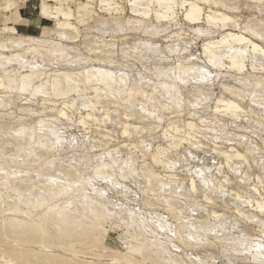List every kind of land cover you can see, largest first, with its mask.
Here are the masks:
<instances>
[{"label": "clouds", "instance_id": "obj_1", "mask_svg": "<svg viewBox=\"0 0 264 264\" xmlns=\"http://www.w3.org/2000/svg\"><path fill=\"white\" fill-rule=\"evenodd\" d=\"M67 2L57 0L60 7L47 11L55 20L42 33L0 40V70L19 64L34 72L50 71L56 79L52 91L43 85L34 88L29 93L33 99L55 95L65 108L76 111L80 105L107 112L106 105H113L117 117L123 110L126 119L146 126L138 130L136 143L126 153L123 145L101 141L91 147L99 154L89 156V138L84 135L50 140L51 148L59 151L64 144L79 147V139L84 157L71 183L68 178L53 180L44 172L58 157L44 162L35 173L32 191L18 197L16 210L32 217L38 209L59 202L49 233L53 246L70 253V258L45 264H235L228 254L240 250L251 257L248 264H264V48L238 47L248 41L211 27L187 26L185 31L186 26L177 23L180 31L170 35L171 24L133 28L131 21L118 18L99 20L84 29V44L68 48L64 42L79 37L67 32L72 16L65 10ZM152 2L134 4V9L143 6L141 14L148 15ZM155 2L163 9L158 18L175 20L177 9L188 0ZM207 2L241 22L227 27L239 26L264 41V19L256 28L242 23L245 11L253 8L264 17V0ZM7 7L11 0H0V11ZM92 15L88 12L89 18ZM132 32L141 35L132 37ZM92 33L97 36L89 39ZM8 49L17 54L4 56ZM38 58H51L50 68L36 63ZM61 78L68 85L63 92L57 90ZM189 84L195 86L191 92L186 91ZM217 87L234 98L228 109L222 107ZM59 123L58 117L41 120L39 131L47 125L56 137ZM3 216L0 194V264H32L6 250L11 241L4 233L8 222ZM77 216L93 235L95 244L88 250L73 238L77 226L72 221ZM108 233L117 234L122 253L104 247Z\"/></svg>", "mask_w": 264, "mask_h": 264}, {"label": "bare ground", "instance_id": "obj_2", "mask_svg": "<svg viewBox=\"0 0 264 264\" xmlns=\"http://www.w3.org/2000/svg\"><path fill=\"white\" fill-rule=\"evenodd\" d=\"M50 1H52V0H42V2H41V5H40V13H39V15H40V17L41 18H43V19H55V17H53V16H49V15H47V11L49 10V9H55V8H58V7H53V6H51L50 4H49V2ZM99 1H101V4H105V5H107V6H110L111 4H112V2H113V0H99ZM75 4L77 3V1H75L74 2ZM128 5H129V7H130V9H131V11L133 12V14H136V15H138V16H143V17H149L150 16V14H148V15H142L141 13H143L144 11H145V8L143 7V6H140V7H136L135 9H134V4H140V5H144V4H147L148 3V0H128ZM89 4V3H88ZM87 3H85V4H82V3H80V2H78L77 3V9H78V12H79V14L80 15H78L79 17H81V19H80V21L78 22V23H83L86 19H90L89 18V16H88V12H91L90 10H92L91 8H92V5H88ZM202 4H210V6H211V8H209V10H208V12H205V9H204V7L202 6ZM91 6V8L89 9V7ZM193 6H194V8L195 9H198L199 10V12H198V15H197V13H196V11L194 10V8H193ZM209 6V5H208ZM11 7H12V5H11ZM11 7H7L6 8V10H9V9H11ZM60 7V6H59ZM66 7H69V6H66ZM71 8V7H70ZM70 8H65V10L66 11H71V13H72V16H71V18L70 19H72L73 18V12H72V10L70 9ZM183 10V9H182ZM184 13H183V15H184V19L183 20H185V21H187L189 24H191V25H195V27H196V25H199V26H202V27H205V28H208V27H211L212 29H213V31H215V32H219V33H222V34H231L232 36H236V37H242L245 41H248V44H246V45H238V47H241V48H244V47H251V46H256V47H258V48H262V46H260L258 43H256V42H254L251 38H249V37H247L245 34H247L248 32H242L241 31V28L239 27V26H237V27H235V28H231V27H227L226 25H231V24H233V23H237L234 19H232L230 16H228L227 14H225L224 12H222L223 10H225V9H223V8H220L217 4H215V3H209V2H207V0H191V1H188L186 4H185V7H184ZM94 11V10H93ZM92 11V12H93ZM151 11H154V15H155V20L157 21V22H169L170 20L169 19H165V18H158V16H157V13H160V15H161V17L163 16V9H161L160 8V5H159V3H157V2H155V0H153V2H152V8H151ZM150 11V12H151ZM91 12V13H92ZM132 12H131V14H132ZM183 12V11H182ZM181 13V12H180ZM182 14V13H181ZM189 14H192L194 17H197V18H195V19H193V20H189V19H186V17L189 15ZM218 14V15H217ZM61 18H63V20L65 19V17L62 15V16H60ZM77 17V16H76ZM211 17V22H210V20H209V18ZM224 17H227V19L225 20V19H223ZM9 18V17H8ZM7 18V22L9 21L10 22V20H12V19H8ZM75 18V17H74ZM73 18V19H74ZM70 19L68 20V24H69V27L67 28V30H70V29H73L74 27L72 26V24L70 23ZM76 19V18H75ZM147 19V18H146ZM63 20H61V21H63ZM77 20V19H76ZM169 20V21H168ZM172 21V20H171ZM249 21V20H248ZM253 21V20H252ZM135 22V21H134ZM137 23H141V20L140 21H136ZM173 23V22H172ZM175 23V22H174ZM178 23V22H177ZM244 23H246V22H244ZM255 23V22H254ZM253 23V24H254ZM257 23V22H256ZM138 24V25H139ZM168 24V23H167ZM238 24V23H237ZM6 25H7V23H6ZM190 25V26H191ZM39 26V25H38ZM140 26V25H139ZM219 26V27H218ZM250 26V25H249ZM159 27V26H158ZM163 27H167V26H163ZM40 28V27H39ZM161 28V27H160ZM8 30H10V31H8ZM179 30V29H178ZM237 30H239L240 32L238 33L237 32ZM176 33V32H175ZM17 34V31H16V29L14 28V27H10L9 25H7L6 27H4L3 29H0V40H2V41H7L8 39H10L12 36H14V35H16ZM252 37V36H251ZM216 39H219V37H216ZM9 50V49H8ZM13 51H15V50H12L11 52L13 53ZM18 51V50H17ZM16 52V51H15ZM11 53V54H12ZM4 55H6V54H4ZM14 55H15V53H14ZM258 55V54H257ZM11 56H13V55H11ZM203 57V56H202ZM49 59V58H48ZM204 59H207L206 57H204ZM46 60V59H45ZM46 62H47V60H46ZM16 66V65H15ZM14 67V66H13ZM30 69V68H29ZM6 70H8V69H6ZM5 70V71H6ZM27 70V69H26ZM42 70V69H41ZM230 70H233V69H230ZM33 71V70H32ZM42 71H44V70H42ZM16 72H18V71H16ZM29 72H31V71H29ZM12 73L11 71H9L8 73L7 72H4V73H2V72H0V79H2L3 80V87H0V90L2 91V90H4V91H7V92H11V91H13L14 89H17L18 88V90H16V91H19L20 89H24L23 91H21L20 90V92L22 93H24V92H27L28 91V88L31 86V84H30V86L28 87L27 86V81L26 80H24V79H20L19 81H22V82H20L21 84H20V86L19 87H17V88H15L16 86H17V84L15 85L14 83H12V82H7L6 81V78L8 79V78H10V79H13V74L14 73H12V75H10V74ZM19 73V72H18ZM32 73V72H31ZM38 73V77L40 78V76H41V74L42 73H40V75H39V72H37ZM44 73V72H43ZM21 74V73H20ZM33 74V75H32ZM31 75L32 76H34L35 75V77H36V79H39V78H37V76H36V73L35 72H33ZM16 74H14V76H15ZM30 74H27V75H24V76H28V77H32L31 75L29 76ZM50 75V74H49ZM12 77V78H11ZM22 77V76H21ZM20 77V78H21ZM42 77H44L43 75H42ZM41 77V78H42ZM46 77V76H45ZM15 78H16V76H15ZM51 78H53V77H51ZM10 79H8V81L10 80ZM33 80V79H32ZM55 81H54V83L52 84L51 82H50V84H51V88L53 87V85L54 84H56V79H54ZM30 81V80H29ZM34 81H36V80H34ZM33 81V82H34ZM42 81V80H41ZM50 81V80H49ZM29 84V83H28ZM41 84V83H40ZM46 84V83H45ZM48 85H50L49 83H47ZM46 84V87H44V90L45 91H48V92H51L52 90H50V88L49 89H47L48 87V85ZM33 85V84H32ZM38 85V84H37ZM37 85H35V88L37 87ZM44 85V84H43ZM39 86H42V85H39ZM28 87V88H27ZM68 87V85L64 82V80H63V78H61L60 79V81H59V83H58V85H57V90L59 91V92H63L66 88ZM31 88V87H30ZM29 88V89H30ZM37 88H39V87H37ZM32 89V88H31ZM187 89V88H186ZM16 91L14 90L13 92H15L16 93ZM31 91V90H30ZM30 91H28V93H30ZM188 91V90H187ZM225 93V92H224ZM11 94V93H10ZM18 94V93H17ZM20 94V93H19ZM93 94V93H92ZM6 95V94H5ZM16 95V94H15ZM3 96V95H2ZM7 96H8V94H7ZM12 96H13V94L11 95V96H9L8 98H9V100H8V98L6 97V96H4L5 97V101H0V107L2 108H5V107H7V108H10V106L9 105H11V104H15V106L16 107H14V109H16V110H18L19 111V113L21 112H26V114H27V116L26 117H29L28 115H30V117H33L32 116V114L34 113H38V114H41V115H39V120H40V122H41V120H44V119H46L45 118V116H42L43 115V113H49V114H51V113H53L54 115H56V117H58L60 120H62V125L63 126H65V127H68L69 125H70V123H71V121H72V117H74L75 116V114L76 113H78V116H80V120H78V122H79V124H82L83 126H85V125H87V124H89L88 122H90V123H93L95 126H97V127H101V126H103V124L106 126L107 124H109V126H111V125H115V128H117L116 126L118 125V127H120V125H126L127 127L126 128H124V127H122L121 129V134L123 135V136H127V135H131V134H133V132H136L137 130H139V129H141V128H143V127H140L139 126V124H141L140 122L138 123V122H136V120H128V119H126V117L124 116V114L122 113V117L124 118V120H125V122L123 121V118H122V120H120V119H118V117L115 115V111L117 112L118 110L117 109H114L115 111L112 113V108L111 109H109V106L107 107V105H106V107L109 109V110H111V115L109 114V112L107 111V112H105V114H101V113H99V112H101V111H99V109H96L95 111H90L89 109H86V108H82V107H80V105L78 106L77 105V107L80 109L79 111H76V110H74L73 109V112H72V114L74 115V116H71V114L69 115V113L68 112H71L72 110H70V109H68V108H65V106L63 105V104H59V102L57 103L56 101V103L57 104H59V105H57V104H55V102L52 104V106L50 105V101L52 100V98L54 97V95H53V97L50 99V101L48 100L49 98L47 97V98H45V99H43L42 97H44V96H40L41 97V99H43L42 101H40L41 103L39 104V101H38V104H39V106H37V107H39V109L37 108V109H30L29 111H26V110H24V111H21V110H23V108H22V106H21V104H19L18 103V101L16 100H14V101H12L13 99H16L15 97L17 96H13L14 98L11 100V98H12ZM23 96V95H22ZM222 96H225V95H222ZM0 97H1V95H0ZM18 98H19V96H17ZM219 97V96H218ZM7 98V99H6ZM31 98H33L32 96H31ZM230 98V97H229ZM229 98H226V97H223V104H222V107L223 108H225V109H228L229 107H230V103H235L234 101H232V99L230 100ZM1 100H3L2 99V97L0 98ZM20 99H22V97L20 98ZM19 99V100H20ZM35 99H36V97H35ZM35 99H33V100H35ZM58 99V98H57ZM7 100V101H6ZM30 100H32V99H30ZM30 100H24V101H22V102H24V104H25V102H26V104H27V101L28 102H31ZM56 100V99H55ZM47 101V102H46ZM35 102V101H34ZM31 103H33V102H31ZM30 103V104H31ZM23 104V103H22ZM29 104V105H30ZM35 104V103H34ZM34 104H33V106H34ZM37 104V103H36ZM37 104V105H38ZM9 106V107H8ZM12 106V105H11ZM47 106H50V107H47ZM57 106H59L60 108H58ZM28 106H26L25 108L26 109H29L30 108V106H29V108H27ZM35 108H36V106H34ZM12 108H13V106H12ZM6 109V108H5ZM16 110L14 111V113H18V112H16ZM69 110V111H68ZM10 111V110H9ZM13 111V110H12ZM12 111H10V113L12 112ZM68 111V112H67ZM120 111V110H119ZM3 112V111H2ZM5 112H7V111H5ZM103 112V111H102ZM122 112V111H121ZM75 113V114H74ZM104 113V112H103ZM22 115V114H21ZM36 115V114H35ZM52 115V114H51ZM51 115H49L50 117H51ZM114 116V118H111L110 116ZM121 115V114H120ZM4 116V115H3ZM17 116V115H16ZM115 116L117 117V118H115ZM6 118H7V115L5 116ZM18 117V116H17ZM21 117V116H20ZM24 116H22V118H23ZM29 117V118H30ZM37 117H38V115H37ZM37 117H36V119H37ZM53 117H55V116H53ZM6 118H4V119H6ZM34 118V117H33ZM48 118V117H47ZM119 118H121V117H119ZM31 119V118H30ZM36 119H33V120H36ZM49 119H51V118H48L47 120H49ZM118 119V120H117ZM75 120V119H74ZM115 120V121H114ZM2 121V120H1ZM17 121H19V122H21L20 121V119L18 120L17 119ZM31 121V123H32V125H33V122L34 121H32V119L31 120H29V122ZM121 121H123V122H121ZM139 121V120H138ZM25 121H23V123H24ZM36 122V121H35ZM34 122V123H35ZM75 122V121H74ZM77 122V123H78ZM2 123V122H1ZM0 123V124H1ZM13 123V122H12ZM11 123V124H12ZM16 121H15V123H13V124H15L16 125ZM30 123V124H31ZM21 124V123H20ZM20 124H17L18 126V130L17 131H14L13 133H10V135H11V139H10V137H8L9 139H10V141H7V142H9V144L7 143L6 144V141H2V139L0 140L1 141V143L3 142H5V144H6V148L5 149H8V148H11V150L13 151L12 152V154L14 153V151L16 152V155L18 156V154H17V151L18 152H20V148H21V146H23L22 145V143L24 144V145H26V142H27V144H28V142H31L32 141V139H33V137H34V139H35V136H34V134H37L38 136H39V143H40V146L42 145L43 147L42 148H33L32 147V145L33 144H31V143H29V145L30 146H28V148L27 147H22V148H24V151L23 150H21V152H24L23 154H22V156H19L18 158H24V156H25V158H27L28 160H30V161H36V157H40V160L39 161H37V163L36 164H38L39 162H41V159H48V157H46L47 155H45V154H47L46 152L48 151L49 152V150H47L46 152L44 151L46 148L47 149H51V151H52V148H51V145H50V140L51 139H56V138H59V139H62L63 140V136H64V134H66V133H64V130H62V127H60L59 128V126L57 127L56 126V129H55V131L57 132V134H58V136H56V137H53L52 136V133L51 132H49L48 130H47V125L45 126V128H46V130L44 131V132H40L39 131V125H40V123L38 124H36V125H38L36 128H35V125H34V130L32 129V127L33 126H31V129L32 130H27V131H29L30 133H28V132H26V129H27V127L28 126H26V125H28V124H26V125H20ZM78 124V125H79ZM111 124V125H110ZM20 125V126H19ZM61 125V126H62ZM2 126H4V125H2ZM71 126V125H70ZM74 126V125H73ZM108 126V125H107ZM20 127V128H19ZM112 127V126H111ZM0 128H2L1 127V125H0ZM77 128V127H76ZM98 128V129H99ZM107 128V127H106ZM109 128V127H108ZM113 128V127H112ZM17 129V128H16ZM66 129H68L69 130V128H65V131H68V130H66ZM73 129V128H72ZM111 129V128H110ZM71 130V129H70ZM112 130V129H111ZM125 131L127 132V135H125ZM99 133L101 132V134H103V138H104V136H108L109 135V130H105V131H101V130H99L98 131ZM99 133H97V134H99ZM119 133V132H118ZM68 134V133H67ZM112 134V133H111ZM115 134H117V133H115ZM72 135V134H71ZM114 135V134H113ZM66 136V135H65ZM65 136H64V138H65ZM97 136V135H96ZM99 136V135H98ZM91 136H89V138H90ZM105 137V138H106ZM113 137V136H112ZM111 137V138H112ZM8 138H6L7 140H9ZM96 138V137H95ZM99 138H102L101 136H99ZM36 139H37V137H36ZM67 140V139H66ZM69 140V139H68ZM91 140H94L93 138L91 139ZM90 140V141H91ZM36 141V140H35ZM98 141H101V139L100 140H98V137H97V144H98ZM163 141V140H162ZM94 142V141H93ZM104 142V141H103ZM108 142V141H107ZM136 142V141H135ZM1 143H0V145H1ZM35 143V142H34ZM95 144H96V142H95ZM96 144V145H97ZM3 145V144H2ZM2 145H1V147H2ZM36 145H38V144H36ZM129 145V144H128ZM132 145H134L133 143H132ZM132 145L130 146V147H132ZM4 146V145H3ZM89 146H92V144L90 145V143H89V145H88V148H90ZM94 146V145H93ZM98 146V145H97ZM127 146V145H126ZM38 147V146H37ZM67 147H70L69 145L67 146ZM67 147H65L66 148V150H67ZM27 148V149H26ZM31 148V149H30ZM44 148V149H43ZM63 148V147H62ZM64 148V149H65ZM127 148V147H126ZM2 149H3V147H2ZM69 149V148H68ZM82 149H84L83 147H82ZM0 150H1V148H0ZM4 150V149H3ZM63 150V149H62ZM129 150V149H128ZM55 151V150H54ZM58 152H60V151H58ZM63 152H64V150H63ZM31 153H35V155H32L33 156V159H29V155H31ZM53 153V152H52ZM60 153H62V152H60ZM58 154V153H57ZM63 155H64V153H62ZM10 155V154H9ZM24 155V156H23ZM62 155V156H63ZM11 156V155H10ZM17 156H13V157H15V158H17ZM55 156V155H54ZM60 156V158H63V157H65V155L62 157L61 156V154L59 155L58 154V157ZM67 156V155H66ZM57 157V156H56ZM69 157V156H68ZM68 157H66V158H64V159H68ZM70 157H72V156H70ZM3 158L4 157H1L0 156V166H2V168H3V171L2 172H0V185H2V186H0V188L1 187H3V185L5 186H9L10 187V185L11 186H14V185H12V182H14L13 180H17V178H19L20 176H19V174H21L22 172H19V173H17L18 171H17V169L15 168V164L17 163L16 162V159L14 160V158L11 160V161H4L3 160ZM7 158H11V157H7ZM24 158V160L22 161V163H21V161H20V163L21 164H23V165H26V163H27V160ZM51 158H54V157H50L49 158V160L51 159ZM63 159V160H64ZM21 160V159H20ZM52 160V159H51ZM59 160V159H58ZM57 160V161H58ZM68 160H70V159H68ZM43 161V160H42ZM45 161V160H44ZM65 161V160H64ZM67 161V160H66ZM59 163H60V161H58ZM30 163V162H29ZM33 163H35V162H33ZM44 163V162H43ZM64 163H66V162H64ZM63 163V167H64V165H66V164H64ZM18 164H19V159H18ZM21 164H19V166L21 165ZM35 164V165H36ZM41 164V163H40ZM56 164V163H55ZM12 165H13V167H12ZM31 165L33 166V164L31 163ZM34 165V166H35ZM42 165V167H43V164H41ZM68 165V164H67ZM73 165V164H72ZM76 165H78V164H76ZM75 165V166H76ZM19 166H17V167H19ZM27 166V165H26ZM33 166V167H34ZM39 166V165H38ZM54 166V165H53ZM58 166V165H57ZM71 166V165H70ZM21 167V166H20ZM28 167L29 168H31V166L30 165H28ZM60 167V166H59ZM73 167V166H72ZM77 168H78V166H76ZM22 168H23V166H22ZM27 168V167H26ZM57 168V167H56ZM61 168V167H60ZM75 168V167H74ZM25 169V168H24ZM23 169V170H24ZM33 169V168H32ZM40 170H41V167L39 168ZM47 169V168H46ZM45 169V171H47V170H49V169H47L46 170ZM14 170V172H11V171H13ZM20 170H22V169H20ZM78 171L80 170V169H77ZM76 170V171H77ZM16 171V172H15ZM27 171H29L28 169H27ZM35 171V170H34ZM37 171H38V169H37ZM36 171V172H37ZM44 171V172H45ZM50 171H52V170H50ZM25 173H26V170L24 171ZM24 172L22 173V175L24 174ZM31 172V174H32V172L33 171H30ZM30 172H28V173H30ZM35 172V173H36ZM68 172V171H67ZM11 173H13V174H11ZM14 173H17V174H14ZM47 173V172H46ZM66 173V172H65ZM64 173V169H63V171H55V172H51V174H49L50 175V177H51V179H53V180H63V179H65V178H68V182L69 183H71L72 182V179L75 177V176H73L72 174L71 175H69L68 173H66V174H68V175H66ZM11 174V175H10ZM31 174H24V175H26V176H30ZM21 175V176H22ZM34 175V174H33ZM32 175V176H33ZM75 175V174H74ZM35 176V175H34ZM73 177V178H72ZM29 178H31V176L30 177H28V178H25V179H29ZM19 180H24V177H23V179H22V177H20L19 178ZM31 180H33V178L31 179ZM18 181V180H17ZM33 181H35V180H33ZM23 182V181H22ZM21 182V183H22ZM29 182V181H28ZM27 182V183H28ZM32 182V181H31ZM15 183H17V182H15ZM25 183H26V181H25ZM26 183V184H27ZM29 184V183H28ZM32 184V183H31ZM29 185V187L30 186H33V185ZM17 185H20V184H17ZM21 186H22V184H21ZM26 187V186H25ZM3 188H6V187H3ZM18 187H15V189L14 190H19V189H17ZM27 188V187H26ZM12 189V188H11ZM29 189V188H28ZM28 189L27 190H25V189H23V192H25V191H28ZM31 189H33V188H31ZM25 190V191H24ZM6 191V190H5ZM7 191H13V190H7ZM16 191V192H17ZM20 191V195H18V197H22V196H26V194L24 195V193L23 192H21V190H19ZM4 192V191H3ZM13 192H15V191H13ZM1 194H3V196L4 195H6V194H4V193H2V191L0 192ZM23 193V194H22ZM11 194V193H10ZM13 194V193H12ZM12 194H11V197H13L12 196ZM35 194V193H34ZM7 195H9V193L7 194ZM15 197H16V194H15ZM17 197V198H18ZM63 198L64 197H62L61 198V200H63ZM4 199H5V197H4ZM15 199V198H14ZM65 199V198H64ZM16 200H18V199H16ZM16 200L14 201L15 203H16ZM20 203V202H19ZM59 202H57V204H58ZM57 204H53L50 208L48 207V206H45V207H42V208H40V209H38L37 210V213H36V215L34 216V217H32V216H25L24 214H23V211L21 210V211H17L16 209L15 210H13L14 209V206L15 205H12V204H10V205H12V208H10L9 207V205H8V203H7V205H8V209L7 208H5L4 207V215H6L5 217H3V219L5 220V221H7L8 223H6L5 225H7L8 226V224L9 223H11V226H12V231L13 230H15L16 231V235L15 234H12V235H10L9 233H5L8 237H10V239L12 238L13 240H10L11 241V246L10 247H6V250L8 251V253L10 254V255H15V256H18V257H20L21 259H25V260H28V261H30V262H32V264H45V262L46 261H53V262H55V261H59V260H61V259H69L70 258V253H68V252H65L62 248H60V247H56V246H53V244H52V241H51V236H50V233H49V229L51 228V225L53 224V223H55V221H56V217H57V213H58V211H59V208L57 207ZM16 205H17V203H16ZM72 223H74L77 227H76V229L73 231V238L76 240V241H78V243L79 244H84V242H83V239H79L78 237L80 236H83V237H85V236H87L88 234H92L91 232H90V230H89V228H88V225H87V223L86 222H81L80 221V219H79V217L77 216L73 221H72ZM24 235H28L31 239H29L28 240V242H26V241H24V240H22L21 239V237L22 236H24ZM14 237V238H13ZM18 237V238H17ZM86 238H88V237H86ZM120 242V241H119ZM120 244V246L118 245V248L116 249V250H112V252L113 253H122L123 251H124V249H123V246H122V244H121V242L119 243ZM111 250V249H110ZM241 252L243 251V250H240ZM239 252H237V254H238ZM243 253V255L245 254L244 252H242ZM231 254V253H230ZM228 255V256H231V255ZM241 254V253H240ZM194 255V254H193ZM234 255V254H233ZM239 255V254H238ZM241 256H242V254H241ZM246 256V255H245ZM244 256V257H245ZM248 256V255H247ZM246 256V257H247ZM233 257V256H232ZM232 257H228V258H231V260H232ZM234 257H236V255H234ZM243 257V256H242ZM246 257L244 258L245 260H246ZM234 259V258H233ZM237 259V258H236ZM236 259H234V262H235V260ZM240 259V258H239ZM243 259V261H245ZM248 259V258H247ZM238 262H240V261H238L237 260V263ZM241 262H242V260H241ZM249 261L248 260H246V262H244V263H248ZM226 264V263H225ZM236 264V263H235ZM241 264V263H240Z\"/></svg>", "mask_w": 264, "mask_h": 264}, {"label": "rangeland", "instance_id": "obj_3", "mask_svg": "<svg viewBox=\"0 0 264 264\" xmlns=\"http://www.w3.org/2000/svg\"><path fill=\"white\" fill-rule=\"evenodd\" d=\"M75 1H77V3L78 2H80V3H82V4H85V3H89L88 5H92V8H91V6L89 7V9L91 8L92 10H90L92 13H94V15H92L91 16V18L90 19H86L83 23H78L79 21H78V15H80L79 14V12H78V9H77V3L75 4L74 2ZM188 1H191V0H188ZM41 2H42V0H11V5H12V7H11V9H9V10H6V8L3 10V11H0V29H3L4 27H6L7 25H9L10 27H14L15 29H16V31H17V34L16 35H14V36H20V35H23V34H27V33H31V32H41L42 33V31L45 29V28H47V27H51V26H53V24H54V20L55 19H43V18H41L40 17V15H39V13H40V5H41ZM128 0H113V2H112V4L110 5V6H107V5H103V4H101V1H99V0H68V2L66 3V5H65V8H70L71 10H72V12H73V18L72 19H70V23L72 24V26L74 27L73 29H70V30H67V32H69V33H74V34H76L79 38L78 39H76V40H71V41H66V42H64V44H65V46L66 47H68V48H71V47H73V46H76V45H82V44H84L85 43V32H84V29H91V28H93V27H95L96 25H97V22L99 21V20H101V19H103V20H109V19H111V18H118V19H120L122 22H127V21H131L132 22V24H131V27H133V28H138V27H142V26H144V25H150V26H153V27H161V28H165V27H163V26H169L170 24L173 26V31H172V33H169L170 35L171 34H176V33H178L180 30H178L177 28H175V24H177V22L179 23V24H182V25H184V26H186L185 27V31H187V26H190L191 24H189L187 21H185V20H183L184 19V15H183V13H184V8H183V10L182 9H177V16H176V19L175 20H168L169 22H157L156 20H155V15H154V11H151L150 13V16L149 17H143V16H138V15H136V14H133V12L131 11V9H130V7H129V5H128ZM49 4L51 5V6H53V7H59L60 5L57 3V0H52V1H50L49 2ZM209 5V6H208ZM66 6H69V7H66ZM202 6L204 7V9H205V12H208V10H209V8H211V6H210V4H202ZM183 11V12H182ZM131 12H132V14H131ZM182 14H181V13ZM222 12H224L225 14H227L228 16H230L232 19H234L235 21H236V19H235V17L232 15V14H230V13H228V12H226V10H223ZM77 16V17H76ZM9 17V18H8ZM7 18L8 19H12V20H10V22L8 21H6L7 20ZM147 18V19H146ZM262 19H264V17H261V15H260V13H259V11H257V10H255V8H253L251 11H245V13H244V19H243V21H242V23H244V22H246V23H244V24H248V25H250L249 27H252V28H256L258 25H259V23H260V21L262 20ZM60 20H63V18H61L60 17ZM141 20V23L139 24V23H137L136 21H140ZM249 20V21H248ZM253 20V21H252ZM135 21V22H134ZM173 22V23H172ZM175 22V23H174ZM238 24L239 23H241V22H238V21H236ZM255 22V23H254ZM257 22V23H256ZM6 23H7V25H6ZM254 23V24H253ZM140 26H139V25ZM39 25V26H38ZM192 27H195V25H191ZM199 25H196V27H198ZM40 27V28H39ZM166 27V28H167ZM176 32V33H175ZM237 32L239 33L240 31L239 30H237ZM132 37H136V36H140L141 34L139 33V32H132L131 34H130ZM247 37H249V38H251L254 42H256V43H258L260 46H262V48H264V41H262V40H260V39H258L257 37H251V35H250V33H247V34H245ZM97 36V34L96 33H92L91 34V36L89 37V39H92V38H95ZM217 37H219V36H217ZM156 39H159L158 37L156 38ZM165 43H167V41H165ZM196 47L202 52L203 50L202 49H200V45H199V43L196 45ZM12 50L11 49H9V50H5L4 52H3V55L4 54H6V55H4V56H6V57H11V55H14V53L15 54H17V50H15V51H13V53L11 52ZM12 53V54H11ZM29 59H31V55L28 57ZM202 59H204V57H201ZM47 60V62H46V60ZM44 60H41V59H37V61H36V63H38V64H41V63H43L44 64V66L46 67V68H50V65H49V63H48V60H50L51 58H45ZM16 65V66H15ZM14 66V67H13ZM210 68H211V66H209ZM246 67V70H248V71H250V66H248V65H246L245 66ZM6 69H8V70H6ZM6 69H4V70H0V72H2V73H4V72H9V71H11L12 73H14V74H16L15 76H16V78H15V76H14V74L12 75V73L10 74V75H12L13 76V79H10V78H8V79H10L9 81H8V79L6 78V81L7 82H12V83H16L17 84V86L15 87V88H17V87H19L20 86V82H22V81H19L20 79L22 80L24 77H28V76H24V75H27V74H32L34 71H32L33 69H29V68H26V69H21L20 68V65L19 64H11V65H8L7 66V68ZM6 70V71H5ZM43 70V69H42ZM41 69H36L35 70V73H36V76L38 75V73L37 72H39V75H40V73H42L41 74V76H40V78L37 76V78H39V79H33V80H28L27 81V86L29 85L30 86V84H31V88L32 89H34L35 88V85H37V87H41V86H39V85H43L44 87H46V84L47 83H49L50 84V82L53 84L54 83V79H55V76L54 75H52V74H50V71L49 72H45V71H42ZM16 71H18V72H16ZM29 71H31V72H29ZM214 71H222V70H220V69H215ZM225 71H235V70H230V69H226ZM44 72V73H43ZM21 73V74H20ZM50 74V75H49ZM29 75V76H30ZM33 75V74H32ZM31 75V76H32ZM42 75L44 76V77H42ZM22 76V77H21ZM35 76V75H34ZM46 76V77H45ZM21 77V78H20ZM33 77V76H32ZM42 77V78H41ZM51 77H53V78H51ZM12 78V77H11ZM34 80H36V81H34ZM42 80V81H41ZM50 80V81H49ZM34 81V82H33ZM29 83V84H28ZM41 83V84H40ZM46 83V84H45ZM15 84V85H16ZM48 85V84H47ZM28 86V87H29ZM27 87V88H28ZM29 87V88H30ZM36 87V88H37ZM48 88L47 89H49L50 88V90H52V88H51V84L50 85H48L47 86ZM194 85H192V84H189V85H187L186 86V91L187 92H191V91H193V89H194ZM28 88V91H30V90H32L31 88L29 89ZM15 91L16 90H18V88L17 89H14ZM13 90V91H14ZM216 91H217V93H219V94H221V95H225V96H223V97H226V98H229L230 100L232 99V101H234L235 102V100H234V98L232 97V95H231V93H228V92H222V90L221 89H219L218 87L215 89ZM13 91H11V92H7V91H4V90H0V95H1V97H2V99L3 100H1L0 99V101H5V97L4 96H6L7 98L9 97V96H11L12 94H13V96L15 97L16 95L17 96H19V98L16 96L15 98L16 99H13L14 97L12 96V98H11V100L12 101H18V103L19 104H21V106H22V108H23V110H21V111H24V110H26V111H29L30 109H39V107H37V106H39V104L41 103L40 101H42L43 99H45V98H47V97H42L43 99H41V97L40 96H37L36 97V99L35 100H33V98H31V95L28 93V91L27 92H20V90L19 91H16V93L15 92H13ZM11 93V94H10ZM18 93V94H17ZM20 93V94H19ZM6 94V95H5ZM7 94H8V96H7ZM16 94V95H15ZM3 95V96H2ZM23 95V96H22ZM90 95H94V93L92 94H90ZM0 97V98H1ZM22 97V99H20ZM53 97V95L52 96H49L48 98V100L50 101V99ZM6 98V99H7ZM10 98V97H9ZM9 98H8V100H9ZM73 98H74V94H73ZM219 98V97H218ZM20 99V100H19ZM30 99H32V100H30ZM56 99V100H55ZM24 101V100H30L31 102H33V103H31V102H28L27 101V104H26V102H25V104H24V102H22V101ZM59 99H57V97L54 95V97L52 98V100L50 101V105L52 106V104L56 101H58ZM7 101V100H6ZM14 101V102H15ZM35 101V102H34ZM38 101H39V104H38ZM60 101V100H59ZM58 101V102H59ZM55 102V104H57ZM23 103V104H22ZM31 103V104H30ZM35 103V104H34ZM38 105H37V104ZM30 104V105H29ZM33 104H34V106H36V108L33 106ZM59 104L61 105L62 103L61 102H59ZM59 104H57V105H59ZM13 106V108H12V106ZM11 105H9L10 106V108H7V107H5V108H1L0 107V125H1V127L2 128H0V140L2 139V141H6V144L8 143L9 144V142H7V141H10V139H11V135H10V133H13L14 131H17L18 130V125L17 124H20V125H26V124H28V125H26V126H28L27 127V129H26V132H28V133H30L29 131H27V130H34V125H35V128L38 126V125H36L37 123L39 124L40 123V120H39V115H41V114H38V113H33L32 114V116L34 117H30V115H28L31 119H32V121H36L35 123L33 122V125H32V123H31V121L29 122V120H31L29 117H26L27 116V114H26V112L24 111V112H20L19 113V111L18 110H16V109H14V107H16L15 106V104H11ZM59 105V106H60ZM8 106V107H9ZM26 106H28L27 108H29V106H30V108L29 109H26L25 107ZM59 106H57L58 108H60ZM79 106V105H78ZM109 106V109H111L112 107V113L115 111L114 109H116L114 106H112V105H107V107ZM112 106V107H111ZM47 107H50V106H47ZM111 107V108H110ZM108 109V108H107ZM108 109V112H109V114L111 115V110H109ZM12 111L11 113H10V111ZM16 110V112H18V113H14V111ZM70 110H72L71 112H68L69 113V115L71 114V116H74L73 114H72V112H73V109H70ZM3 111V112H2ZM5 111H7V112H5ZM100 111V110H99ZM122 111V112H121ZM99 113H101V114H105V112L103 113L102 111L101 112H99ZM120 113H121V115L119 116V117H121V118H119L118 117V119H120V120H122V113H123V110H120ZM22 114V115H21ZM52 114V115H51ZM51 114H49L48 112L47 113H43V115L42 116H45V118L46 119H44V120H47L48 118H51V119H53V118H56V115H54L53 113H51ZM75 114V113H74ZM4 115V116H3ZM7 115V118L5 117ZM18 117H17V116ZM37 115H38V117H37ZM49 115H51V117L49 116ZM106 115V114H105ZM115 115H116V111H115ZM21 116V117H20ZM22 116H24L23 118H22ZM53 116H55V117H53ZM117 116V115H116ZM115 116V118H117ZM36 117H37V119H36ZM48 117V118H47ZM111 118H114V116L112 115V116H110ZM4 118H6V119H4ZM80 118V116H78V113H76L75 114V116L74 117H72V121H71V123H70V125L68 126V127H65V126H63L62 125V120H60L59 119V121H60V126L59 125H56L57 127L59 126V128L60 127H62V130H64V133H66V134H64V136H65V138H64V136H63V140L64 141H69L73 136H77V137H79V136H81V135H84V136H87L88 138H89V136H91L90 138H89V143H90V145L92 144V146L94 145V146H97V145H99V143L101 142V141H104L105 143H108V142H111V144H112V146H117L118 144L119 145H123L124 147H122L121 148V151L122 152H128V151H130V150H132V147H130L131 145H132V143L133 144H135L136 142L135 141H137V139H138V136L136 135L137 133H138V130L136 131V132H133V134H131V135H127V136H123L122 134H121V125H120V127H118V125L116 126L117 128H115V125L113 126V125H111V126H109V124H107L106 126L103 124V126H101L100 128L99 127H97V126H95L93 123H90V122H88L89 124H87V125H85V126H83L82 124H79V122H78V120H80L79 119ZM17 119L19 120L20 119V121L21 122H19V121H17ZM33 119H36V120H33ZM51 119H49V120H51ZM75 119V120H74ZM117 119V120H118ZM2 120V121H1ZM15 121L17 122L16 123V125L15 124H13V123H15ZM23 121H25L24 123H23ZM75 121V122H74ZM115 121V120H114ZM123 121L125 122V120H124V118H123ZM123 121H121V122H123ZM13 122V123H12ZM78 122V123H77ZM136 122H140L141 124H139V126L140 127H145L146 125H145V123L144 122H142V121H138V120H136ZM12 123V124H11ZM31 123V124H30ZM79 124V125H78ZM2 125H4V126H2ZM19 125V126H20ZM62 125V126H61ZM74 125V126H73ZM31 126H33L32 127V129H31ZM77 127V128H76ZM107 127V128H106ZM109 127V128H108ZM17 128V129H16ZM20 128V127H19ZM65 128H69V130L68 129H66V130H68V131H65ZM73 128V129H72ZM99 128V129H98ZM112 130H111V129ZM71 129V130H70ZM99 130H101L102 132L103 131H105V130H109V135L106 137V136H104V138H103V134H101V132L99 133L98 131ZM35 131V130H34ZM119 132V133H118ZM68 133V134H67ZM97 133H99V134H97ZM104 133V132H103ZM112 133V134H111ZM115 133H117V134H115ZM72 134V135H71ZM114 134V135H113ZM36 135V136H35ZM97 135V136H96ZM101 136L102 138H99V136ZM34 136H35V139H34V137H33V139H32V141L31 142H28V144H27V142H26V145H24L23 143H22V145L23 146H21V148H20V152H18L17 151V154H18V156L16 155V152L14 151V153L12 154V150H11V148H8V149H5L6 147V144H5V142L3 143H1V141H0V143H1V145H2V147H3V149H2V147H1V145H0V148H1V150H0V156L1 157H4L3 158V160L6 162V161H11L13 158H14V160L16 159V164L14 165L15 166V168L17 169V173H19V172H24L25 170H26V173L24 172V174H31V172L30 171H33L32 172V174L30 175L31 176V178H29L28 180L27 179H25V178H28V177H30V176H26V175H22V173L21 174H19V176L20 177H22V179H23V177H24V180H19V178H17V180H13L14 182H12V185H14V186H11L10 185V187L7 185H3V187H6V188H3V187H1L0 188V192L2 191V193H4V194H8L9 193V195H4L3 197H5V199H4V207L5 208H7L8 207V205H9V207L10 208H12V205H15L14 206V209L13 210H15L16 209V206L19 204V199L17 198L18 197V195H20V191L19 190H21V192H23V189H25V190H27L28 188V191H25V192H23L24 193V195L25 194H27V192H29V191H32V189L31 188H33V186H30L29 187V185L31 184V185H33V180H35L36 179V177L34 176L35 175V172L37 171V169H38V171L40 170L39 168L41 167L42 168V165L41 164H43V162H46V161H49V158L50 157H58V154L60 155L61 154V156L63 155L62 153H64V155H65V157H63V158H60V156L58 157V161H60V163L58 162V161H56V164H53L54 166H52L51 168H47V169H49V170H47V171H45V169H44V171H45V173L46 174H51V172L53 173V172H57V171H63V169H64V173L66 172V173H70L69 175H73V176H75L74 174H75V172H76V170L77 169H80V161L83 159V157H84V149H82V147H83V145L81 144V141L78 139L77 141H76V143H77V145H80L79 147H72V146H70V147H67L68 146V144H64V145H62V147L60 148V152H62V153H60V152H58V151H56L55 149H52V151H51V149H45L44 151L46 152L47 150H49V152L47 151L46 153L47 154H45V155H47L46 157H48V159H41V162H39L38 164H36L37 163V159H36V161H30V160H28L27 158H25V156H24V158L27 160V163H26V165H23V164H21L22 163V161L24 160V158H18L19 156H22V154L24 153V152H21V150H23L24 151V148L25 147H27L28 148V146H30L31 144H33L32 145V147L35 149V148H42L43 146H40V143H39V136L37 135V134H34ZM113 136V137H112ZM8 137H10V139L8 138ZM36 137H37V139H36ZM96 137V138H95ZM97 137H98V140H100L101 139V141H98V144H97ZM106 137V138H105ZM112 137V138H111ZM6 138H8L9 140H7ZM94 139V140H91V139ZM39 139V140H38ZM67 139V140H66ZM69 139V140H68ZM36 140V141H35ZM91 140V141H90ZM163 139H161V141H160V143H161V145L162 146H166V144H165V142L164 141H162ZM94 141V142H93ZM108 141V142H107ZM35 142V143H34ZM95 142H96V144H95ZM29 143H31L30 145H29ZM36 144H38V145H36ZM130 146H129V145ZM127 145V146H126ZM38 146V147H37ZM92 146H89L90 148H88V155L89 156H94V155H98L99 153L98 152H92L91 151V147ZM22 147H24V148H22ZM65 147H67V150H66V148ZM127 147V148H126ZM26 148V149H27ZM65 148V149H64ZM69 148V149H68ZM84 148V147H83ZM31 149V148H30ZM44 149V148H43ZM64 150V152H63V150ZM129 149V150H128ZM55 150V151H54ZM53 152V153H52ZM58 153V154H57ZM11 156H10V155ZM55 155V156H54ZM67 155V156H66ZM13 156H17V158H15V157H13ZM69 156V157H68ZM70 156H72V157H70ZM7 157H11L10 159L9 158H7ZM29 157V159L31 158V159H33V156L32 155H29L28 156ZM66 157H68V159H70V160H68V159H64V158H66ZM18 159H19V164H21L20 166H19V164H18ZM21 159V160H20ZM51 159H53V158H51ZM50 159V160H51ZM65 161H64V160ZM43 160V161H42ZM45 160V161H44ZM67 160V161H66ZM20 161H21V163H20ZM30 162V163H29ZM33 162H35V163H33ZM64 162H66V163H64ZM31 163L33 164V166L31 165ZM41 163V164H40ZM63 163L64 164H66V165H64V167H63ZM68 164V165H67ZM73 164V165H72ZM76 164H78V165H76ZM28 165H30L31 166V168H29L28 167ZM39 165V166H38ZM58 165V166H57ZM71 165V166H70ZM78 166V168L76 167V166ZM17 166H19V167H17ZM22 166H23V168H22ZM61 168H60V167ZM73 166V167H72ZM12 167H13V165H12ZM27 167V168H26ZM57 167V168H56ZM75 167V168H74ZM25 168V169H24ZM33 168V169H32ZM20 169H22V170H20ZM24 169V170H23ZM27 169L29 170V171H27ZM35 170V171H34ZM50 170H52V171H50ZM68 171V172H67ZM78 171V170H77ZM11 172H14V170L13 171H11ZM16 172V171H15ZM28 172H30V173H28ZM17 173H14V174H17ZM65 173V174H66ZM11 174H13V173H11ZM10 174V175H11ZM34 174V175H33ZM68 174H66V175H68ZM18 175V174H17ZM22 175V176H21ZM33 175V176H32ZM33 178V180H31ZM73 178V177H72ZM25 181H26V183H25ZM32 181V182H31ZM15 182H17V183H15ZM22 182V183H21ZM17 184H20V185H17ZM21 184H22V186H21ZM0 186H2V185H0ZM27 188H26V187ZM15 187H18L17 189H19L18 191L17 190H14L15 189ZM12 188V189H11ZM14 188V189H13ZM6 190V191H5ZM7 190H13V191H15V192H13V191H7ZM4 191V192H3ZM17 191V192H16ZM12 194V196L13 197H11V194ZM19 193V194H18ZM22 193V194H23ZM1 194V193H0ZM15 194H16V197H15ZM18 194V195H17ZM3 195V194H2ZM15 198V199H14ZM65 199H66V197H64ZM64 198H63V200H64ZM16 199H18V200H16ZM16 200V203H17V205H16V203L14 202ZM7 203H8V205H7ZM10 204H12V205H10ZM8 207V208H9ZM7 208V209H8ZM21 208H23V206H21ZM6 215H4L3 217H5ZM4 233H9L10 235H12V234H15L16 233V231L15 230H13L12 231V226H11V223H9L8 224V226L7 225H4ZM16 235V234H15ZM116 236H117V234L116 233H108L107 234V236H106V238L103 240V245H104V247L109 251V252H112V250H116L117 248H118V245L120 246V242H119V240L116 238ZM86 237H88V238H86ZM14 238V237H13ZM18 238V237H17ZM79 239H83V242H84V244H80V246L84 249V250H88V249H90V248H92V247H94V244H95V242H94V239H93V235L92 234H88L87 236H85V237H83V236H79L78 237ZM21 239L22 240H24V241H26V242H28V240L29 239H31L28 235H24V236H22L21 237ZM10 240H13L12 238L10 239ZM111 249V250H110ZM243 252V251H242ZM241 251H239V255L237 254V253H229L231 256H228V257H232V260L234 261V259H236L235 260V263L236 264H248V263H244V262H246V260H248V261H250V259H251V257L247 254V253H245L244 255H243V253H242ZM113 253V252H112ZM242 254V256H241V254ZM194 255H197V253H193ZM228 254V255H229ZM236 255V257H234V255ZM247 257H246V256ZM246 257V260L244 259L245 257ZM234 258V259H233ZM240 258V259H239ZM248 258V259H247ZM222 259H223V257H222ZM228 259H231V258H228ZM243 259L245 260V261H243ZM237 260L238 261H240V262H238L237 263ZM241 260H242V262H241ZM225 263L227 264V261H225Z\"/></svg>", "mask_w": 264, "mask_h": 264}]
</instances>
